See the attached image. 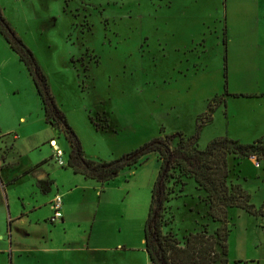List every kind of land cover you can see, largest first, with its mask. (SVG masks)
Here are the masks:
<instances>
[{
	"label": "rangeland",
	"instance_id": "obj_1",
	"mask_svg": "<svg viewBox=\"0 0 264 264\" xmlns=\"http://www.w3.org/2000/svg\"><path fill=\"white\" fill-rule=\"evenodd\" d=\"M234 6L237 15L229 16L224 0H2L1 8L45 73L85 158L111 162L156 138L169 137L176 148L182 137L197 134L199 125L200 150L219 138L249 145L264 137V29L245 35L232 31L226 37L229 21L239 28L247 21L256 28L262 25ZM211 108L213 120L207 121ZM41 109L25 64L0 36V133L6 134L3 147L9 146V153L13 148V157L22 155L30 163L42 155L41 149H33L41 134L28 140L20 127V118L28 116L26 128L34 132ZM16 135L22 145L13 141ZM55 137L69 165L68 133L55 128ZM55 159L51 164L59 170L61 189L74 190L73 219L50 223L52 232L43 245L57 251L29 255H60L62 261L64 255H75L76 264H96L91 255H117L124 264H151L145 229L161 170L159 157L149 154L142 165L106 183L75 176ZM254 159L262 169L249 158L239 164L231 155L229 183L241 185L260 209L264 161ZM32 182L12 187V199L29 197ZM187 183L184 193L181 183H170L175 193L165 231L184 243L204 226L215 234L226 225L231 230L230 264L264 255L262 217L232 208L227 223L214 222L207 195L194 178ZM47 260L52 264V257Z\"/></svg>",
	"mask_w": 264,
	"mask_h": 264
},
{
	"label": "trees",
	"instance_id": "obj_2",
	"mask_svg": "<svg viewBox=\"0 0 264 264\" xmlns=\"http://www.w3.org/2000/svg\"><path fill=\"white\" fill-rule=\"evenodd\" d=\"M0 31L33 77L47 123L67 131L72 146L69 166L76 173L106 183L118 177L122 171L142 165L144 158L149 154H156L159 157L161 170L153 187L152 203L145 229L146 250L153 263L230 264L231 230L226 225L220 227L215 234H210L207 226H204L203 231L185 237L184 243H181L172 231H165L169 226L166 211L175 193L170 183L173 182L174 185L181 183V192L184 193L187 180L194 178L199 189L207 195L209 214L214 222L227 223L229 210L232 208L243 209L256 217H264V205L258 209L252 204V196L248 191L239 184L229 183L231 173L229 157L234 155L239 160V164L244 159L254 157L264 161V137L249 145L231 138H219L211 142L206 150H200L198 142L202 125H199L197 134L192 137H182L176 148L171 147L169 137L156 138L111 162L89 160L85 158L81 142L69 126L65 114L59 109L50 91L48 79L36 57L12 30L1 6ZM225 44H228L227 38ZM213 110L210 109L207 121L213 120ZM91 120L95 124L93 117ZM183 178L186 180L184 181Z\"/></svg>",
	"mask_w": 264,
	"mask_h": 264
},
{
	"label": "crops",
	"instance_id": "obj_3",
	"mask_svg": "<svg viewBox=\"0 0 264 264\" xmlns=\"http://www.w3.org/2000/svg\"><path fill=\"white\" fill-rule=\"evenodd\" d=\"M236 4L242 7L240 12L241 15L244 13V15L249 16L247 20L253 18V20L262 25H258L256 28V26H253L247 21L242 23V26L239 28L237 25H232L229 21V24L226 23L225 25V35L227 37H230L232 31L236 34L239 33L238 35H245L251 33V31L257 33L260 28L264 29V0H224L226 16L232 13L237 15L235 10L236 6H234ZM1 5L2 0H0V6ZM258 8H260L261 11H258ZM260 12L262 14H260ZM256 18L258 19L256 20ZM0 36L7 42L1 31ZM7 44L10 46L8 42ZM35 88L37 91L36 85ZM38 97L41 101L42 109L37 111V121L34 124L36 130L31 132V129L26 128L29 124L28 116H22L20 118V127L26 131V139L28 140H38L41 134L40 143L34 146L33 149H41L40 152L42 155L38 156L36 160L30 163L27 162L22 155H20L19 158L13 157L14 155H11L13 148L9 153V150H7L9 146H6V148L3 147L6 145L3 139L6 134L0 133V264H26L27 260L32 257L36 258L32 264H48L47 259L49 256L53 258L52 264L77 263L75 255H64L63 261L60 259V255H29V253L33 254L34 252H45L50 254L57 251L43 245V241L48 240L52 232L50 223H52L51 219L55 215V200L58 196H61L63 201V219L60 221L66 223L73 219V211L70 207L72 199L70 196L74 190L73 188L66 189L65 187L61 189L59 180H57L59 170L51 164V161L55 159L52 157L54 153L53 144L57 142L55 127L47 123L39 94ZM32 98L35 102L36 99H34V95ZM262 98L264 99V94ZM31 114L33 115V113ZM20 127L10 130L7 133H14ZM13 141L20 145L23 144L18 135L14 137ZM45 147L46 151H43ZM249 159L256 163L257 166L258 162H256L254 158ZM63 161L64 165H61L58 160L56 162L62 168L69 166L65 158H63ZM257 168L262 169V165L260 164V167ZM71 170L75 176H83L86 178L84 175L76 173L73 168ZM27 180H29V182L33 181L30 190L31 195L29 197L20 195L18 199L15 197L12 199V187L18 186L20 181L26 182ZM17 182L19 183L15 184ZM39 194L41 198L38 197ZM18 201L22 202L21 205H19ZM262 219L264 220V217H262ZM92 229H95V227L92 226ZM95 252L99 254V251L96 250ZM147 254L151 264H154L148 252ZM91 257L96 261V264H124L123 260L119 259L117 255H91ZM237 264H264V255H258L255 258H247L246 260H239Z\"/></svg>",
	"mask_w": 264,
	"mask_h": 264
},
{
	"label": "built area",
	"instance_id": "obj_4",
	"mask_svg": "<svg viewBox=\"0 0 264 264\" xmlns=\"http://www.w3.org/2000/svg\"><path fill=\"white\" fill-rule=\"evenodd\" d=\"M53 148H54L55 158L59 161L61 165H64L63 158L65 156V152L60 148L57 142L53 144ZM257 167H260L259 163H257ZM62 207H63L62 197L58 196L55 200V215L51 219V222L53 224L63 219Z\"/></svg>",
	"mask_w": 264,
	"mask_h": 264
}]
</instances>
